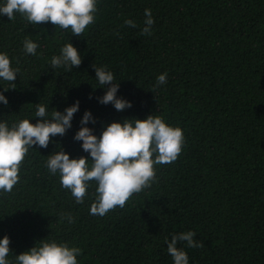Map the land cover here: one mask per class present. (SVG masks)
Here are the masks:
<instances>
[{
    "label": "trees",
    "instance_id": "obj_1",
    "mask_svg": "<svg viewBox=\"0 0 264 264\" xmlns=\"http://www.w3.org/2000/svg\"><path fill=\"white\" fill-rule=\"evenodd\" d=\"M96 3L95 21L81 37L50 22L34 26L18 12L14 20L0 16V53L19 69L14 89L5 92L12 85L0 80L8 99L0 103V122L36 124L37 104L51 118L79 101L67 133L47 148L29 149L19 182L11 193L0 191V239L7 235L11 248L6 259L15 264L16 255L46 240L79 247L78 264H174L166 240L194 231L203 247L177 244L189 264H264V0ZM145 9L155 21L150 36L141 34ZM26 38L39 45L36 55L23 50ZM70 42L81 65L53 69L51 58ZM94 65L114 74L117 97L131 108L99 103L106 88ZM163 73L167 83L157 86ZM86 111L96 122L85 126L97 136L113 122L159 115L185 138L175 162L154 164L150 188L103 217L90 215L94 183L77 204L46 167L61 150L90 159L74 139Z\"/></svg>",
    "mask_w": 264,
    "mask_h": 264
},
{
    "label": "clouds",
    "instance_id": "obj_2",
    "mask_svg": "<svg viewBox=\"0 0 264 264\" xmlns=\"http://www.w3.org/2000/svg\"><path fill=\"white\" fill-rule=\"evenodd\" d=\"M97 11L96 0H6L0 6V16L7 15L10 20H14V13L18 12L29 24L35 26L50 22L57 29L70 30L71 35L80 37L94 23ZM144 15L146 19L141 34L150 36L155 21L150 9H145ZM125 24L133 28L137 26L132 20H126ZM38 47L28 38L23 42L26 54L36 55ZM81 63L82 57L71 42L60 49V55L51 58L53 69L64 67L66 71H71ZM93 67L99 85L106 88L99 103L112 104L120 112L131 108L130 101L117 97L120 85L114 82V74L104 67ZM18 72L19 69L11 67L7 54L0 53V80L12 85L11 88L4 87L5 92L15 88ZM166 83L167 74H160L157 86ZM0 103L8 104L4 92H0ZM36 109L34 116L40 118L36 124L28 119L13 123L11 127L7 122H0V191L11 193L19 182V171L29 149L35 145L47 148L52 137L67 133L79 110V101L67 107L63 113L55 109L51 118H48L47 106L43 103L37 104ZM89 122L95 124L96 121L92 113L86 111L74 139L82 141V149L90 154V159L84 156L73 159L61 150L48 156L46 167L52 175L59 174L60 185L70 191L77 204H82L87 189L93 183L96 185L90 215L103 217L117 206L124 208L134 193L139 194L156 181L154 164L168 165L175 162L185 142L183 130L168 125L159 115H149L144 120L113 122L100 136L85 126ZM67 220L69 223L75 222L71 214ZM196 235L194 231H187L173 235L171 241L166 240L167 251L174 264H189L187 253L177 247L178 242H185L189 248L204 246L194 239ZM10 252V238L5 235L0 239V264H10L6 259ZM80 255L82 250L79 247L43 240L30 250L16 255L15 264H78Z\"/></svg>",
    "mask_w": 264,
    "mask_h": 264
}]
</instances>
